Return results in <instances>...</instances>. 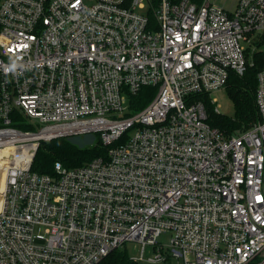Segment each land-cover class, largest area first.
<instances>
[{"label":"built area","instance_id":"2783aa9c","mask_svg":"<svg viewBox=\"0 0 264 264\" xmlns=\"http://www.w3.org/2000/svg\"><path fill=\"white\" fill-rule=\"evenodd\" d=\"M261 32L264 0L233 12L212 0H0V264H99L129 242L141 244L137 262L253 264L264 254V69L245 132L212 127L196 95L243 76ZM144 86L156 95L128 114ZM87 135L108 155L32 170L41 142Z\"/></svg>","mask_w":264,"mask_h":264},{"label":"trees","instance_id":"16d2710c","mask_svg":"<svg viewBox=\"0 0 264 264\" xmlns=\"http://www.w3.org/2000/svg\"><path fill=\"white\" fill-rule=\"evenodd\" d=\"M264 34L253 38L246 54L248 68L243 76L231 74L226 86L228 95L234 104V117L222 115L217 112L216 104L208 94H197V98L205 101L208 123L226 136L245 132L259 121V112L256 104V91L258 87V74L264 69ZM157 88L144 86L137 94H128L129 113L133 114L146 107L156 95ZM13 117L14 125L23 129L28 126L19 113ZM124 135L115 145L126 140ZM78 144L75 138L61 137L50 142H41L33 161L32 170L41 174L55 175V164L62 163L66 168H77L88 164L93 159L108 155L109 148L105 147L100 139L94 138L86 144ZM99 264H140L134 261L127 250L121 248L113 251Z\"/></svg>","mask_w":264,"mask_h":264},{"label":"rangeland","instance_id":"374dc122","mask_svg":"<svg viewBox=\"0 0 264 264\" xmlns=\"http://www.w3.org/2000/svg\"><path fill=\"white\" fill-rule=\"evenodd\" d=\"M238 2H239V0H212V3H214L215 5L220 6L222 8H225L226 10H228L230 12H233V11L236 10V8L238 6ZM261 35H263L262 32L258 33V34H255V36L253 38L260 37ZM251 42H252V39H251ZM251 42L247 45L248 47H250ZM263 50H264V47H263ZM212 98L216 102V106L218 108V111L222 115L229 116V117H234V114H235L234 104H233V101L231 100L230 96L228 95V92H227L226 88L214 91L212 93ZM125 109H126V111L129 110L128 101L125 104ZM34 123L38 124V120L34 121ZM92 139H93V136L87 135V136L76 137L75 141L78 144L80 143V144H83V145H92V143L91 144H86L87 141H92ZM170 237H171L170 232L164 233L159 238V242L162 245L167 246L169 244V242H170ZM121 249L127 250L128 254H129V256L131 258H137V257H139L141 255V244H137V243H134V242H129L126 245L122 246ZM151 256H154V254H151ZM263 260H264V254L258 256L255 259V261L253 262V264L260 263ZM140 264H153V263H149V262H146V261H140ZM164 264H175V262L164 263Z\"/></svg>","mask_w":264,"mask_h":264},{"label":"bare ground","instance_id":"6f19581e","mask_svg":"<svg viewBox=\"0 0 264 264\" xmlns=\"http://www.w3.org/2000/svg\"><path fill=\"white\" fill-rule=\"evenodd\" d=\"M4 161L2 155H0V164H1V167H0V199H1V194H2V187L4 186V180H5V167H3L4 163L2 162Z\"/></svg>","mask_w":264,"mask_h":264}]
</instances>
